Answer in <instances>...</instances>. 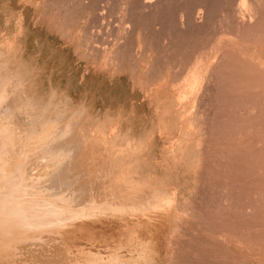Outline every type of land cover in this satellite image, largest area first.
Segmentation results:
<instances>
[{"label":"rangeland","instance_id":"374dc122","mask_svg":"<svg viewBox=\"0 0 264 264\" xmlns=\"http://www.w3.org/2000/svg\"><path fill=\"white\" fill-rule=\"evenodd\" d=\"M241 1L0 0V65L32 96L11 120V96L1 103V150L25 157L40 178L27 193H42L29 199L58 216L40 230L8 225L18 235L0 233V264H264V0ZM45 113L37 146L20 125ZM74 119L128 153L135 183L119 200L73 209L45 190L51 159H64L51 144Z\"/></svg>","mask_w":264,"mask_h":264},{"label":"bare ground","instance_id":"6f19581e","mask_svg":"<svg viewBox=\"0 0 264 264\" xmlns=\"http://www.w3.org/2000/svg\"><path fill=\"white\" fill-rule=\"evenodd\" d=\"M245 1V0H242ZM241 1V3H242ZM251 3H255V0H249ZM248 1V2H249ZM249 2V3H250ZM148 3V2H147ZM146 3V4H147ZM152 3V2H151ZM240 3V2H239ZM247 3V2H245ZM245 3L238 5V7H236L238 10V12L241 13V11L244 9ZM150 4V2L148 3ZM237 4V2L235 3ZM221 6V5H220ZM247 6H250L249 4H247ZM245 9H247V11L249 12L247 7ZM234 10V12H235ZM200 11V9H199ZM202 11V10H201ZM237 12V11H236ZM243 12V11H242ZM246 12V11H245ZM197 13V12H196ZM201 13V12H200ZM247 14V13H246ZM235 15V13H234ZM237 15V14H236ZM244 15V14H243ZM232 16V15H231ZM239 16V14H238ZM195 17V16H194ZM237 18V17H236ZM240 18V17H239ZM188 19V18H187ZM194 19V18H193ZM242 20H244L242 18ZM239 22V21H238ZM131 23V22H130ZM234 23V22H233ZM237 24V23H236ZM205 28V26H204ZM229 28V27H228ZM232 29V28H231ZM216 32V31H215ZM231 34V32H230ZM254 34V33H253ZM257 34V33H256ZM254 36V35H253ZM250 37V36H249ZM245 38V37H244ZM241 39V38H240ZM239 39V40H240ZM255 42V41H254ZM263 43V42H262ZM205 45V44H204ZM207 46V45H206ZM215 46V45H214ZM208 47V46H207ZM211 51V50H210ZM204 52V51H203ZM220 53V52H219ZM193 54V53H192ZM203 54V53H202ZM248 55V54H247ZM202 57V56H201ZM196 58V57H195ZM205 59V57H204ZM196 60H198L197 62L199 63L201 60V58H197ZM195 60V61H196ZM4 63V62H3ZM197 63V64H198ZM7 64V63H6ZM2 65V66H1ZM0 65V106L1 103H3L5 98H9V96H11V111L9 112H5L3 119H10L13 118V115L17 112H22L23 110L25 111L27 108V106L31 105V99L32 96L31 94L28 96L29 92H26L23 89L24 84L22 85V82H19V76L17 77L16 73H13L12 71H7V69L5 68L6 65L1 64ZM193 65V64H192ZM196 67V66H195ZM201 67V66H200ZM4 69L6 70V72L4 71ZM195 69V68H194ZM199 69V67H198ZM193 70V69H192ZM5 73H3V72ZM15 71V70H14ZM197 71V69H196ZM199 71V70H198ZM197 71V73H198ZM205 71V70H204ZM200 72V71H199ZM202 73V72H201ZM189 74V73H188ZM193 74V73H192ZM199 74V73H198ZM198 74H194V76H191L190 79L192 80V82L197 83V84H201L203 82V75L198 76ZM174 75V74H173ZM201 77V78H200ZM189 79V78H188ZM203 79V80H202ZM189 81V80H188ZM21 83V84H20ZM184 84V83H183ZM191 84V83H190ZM196 84V85H197ZM198 85V86H199ZM195 86V85H194ZM197 88V86H196ZM6 100V99H5ZM5 103V102H4ZM48 105V104H47ZM31 107V106H30ZM203 108V107H202ZM8 109V110H10ZM56 109V108H55ZM59 109V108H58ZM31 110V109H30ZM29 110V111H30ZM83 110V109H81ZM27 112V111H26ZM23 113V112H22ZM31 113V112H30ZM56 113V111H55ZM197 113V112H196ZM43 114V113H42ZM199 114V113H198ZM17 115V114H16ZM27 115V114H26ZM57 115V113H56ZM59 115V114H58ZM63 115V114H62ZM78 115V114H77ZM81 115V114H80ZM47 116V113L44 114V116L39 115L38 118H36L37 120L33 119V117H31L30 119V123L21 126L20 128L22 129V133H24L29 140V137L31 138V143H36L37 146L42 144L43 141H45L46 137L48 136V134L45 133V131L41 132V133H36L37 129H36V124H42L45 122V118ZM67 116V115H66ZM69 116V115H68ZM74 116V115H73ZM72 116V117H73ZM79 116V115H78ZM2 117V116H0ZM49 117V116H48ZM61 117V116H60ZM71 117V116H70ZM69 117V118H70ZM71 117V118H72ZM49 118H53V117H49ZM48 118V119H49ZM57 118V117H56ZM77 118V117H76ZM66 119V118H64ZM80 119V118H79ZM82 119V118H81ZM80 119V120H81ZM89 119V118H88ZM62 120V119H61ZM61 120L59 122H61ZM86 119H84L83 121H85ZM53 121V120H51ZM57 121V122H58ZM67 121V120H66ZM65 121V123L67 124V122ZM73 121V122H72ZM90 122L88 123L87 121V125L82 126L83 123L82 121H77V120H70V122H68V124L70 123V131L68 134L63 135L64 133H66L64 131V133L62 135H59L57 138H55L56 140H54V136H53V147L51 144V149H50V153L49 154H54L57 155L59 153H63L64 154V159H58L60 161H58L54 156L53 158L56 160L55 164L53 162V158L51 159L53 162L52 165H50V163L48 164L49 166H54L52 169H48L45 173H43L44 175H47V179L44 182L45 184V190H49L50 194L49 195H53L55 196V194H59L58 192L64 193L67 196V201L70 204L71 208L75 209V207H79L80 206H88L86 203L88 202H97V204L100 203H104L106 201H113V200H119V194L122 195V191L124 190V188L128 185H133L135 183V180L133 179V175L130 174V170L131 168L129 167L130 165V161L127 157V154L124 149L123 150H115V152L113 151V148H115V146H117L116 144V140L113 138H111L109 135H106L105 133L101 132V128L97 127L95 124L89 120ZM59 122L57 123V125L59 124ZM3 124V123H2ZM9 124V123H7ZM17 124V123H16ZM15 124V125H16ZM47 124V123H46ZM55 124V123H54ZM65 126H68L66 125ZM85 124V122H84ZM1 125V123H0ZM13 125V124H11ZM64 125V124H63ZM94 125V131L93 129L90 130V127ZM3 126V125H1ZM0 126V195L3 193V184L6 181L7 177L10 175H14L15 176V180L14 182H12L11 184H9V188H7V193L5 194V196L3 198H0V233H14L15 231H8L7 226L11 225L12 227H16V225L18 224H25L29 227H32V230L34 229H42V228H47L50 227L52 224H56L57 223V219L55 216L52 214H50L46 209V205L44 206H39L36 204L35 202V198L34 199H29L28 195L31 194L32 192L30 190L31 193H27L26 190V186L28 187V185L32 184L34 182V180H39L40 178L34 179V176H28V174H26L24 172L23 169V162L25 160L24 156H13V157H7V155H5L4 151L1 150L2 144H5L6 140L2 139V134H3V128H1ZM8 126V125H7ZM14 126V125H13ZM44 126V125H43ZM42 126V127H43ZM54 127H57L56 125H53ZM39 127V126H37ZM52 127V126H51ZM53 127V128H54ZM59 128L62 127L61 125L58 126ZM69 127V126H68ZM69 127V128H70ZM10 128V127H9ZM18 128V129H20ZM65 128V127H64ZM68 128V129H69ZM6 129V128H5ZM11 129V128H10ZM16 128H14L15 130ZM17 129V130H18ZM42 129V128H41ZM40 129V130H41ZM44 129V128H43ZM57 128H54V131ZM100 129V130H99ZM15 130V131H17ZM48 130V129H47ZM53 130V129H52ZM58 130V129H57ZM109 130V129H108ZM61 131V130H60ZM12 132V130H11ZM20 132V130L16 133L18 134ZM39 132V131H38ZM47 132V131H46ZM49 132V131H48ZM108 132V131H107ZM9 133V132H8ZM7 133V134H8ZM51 133V132H50ZM62 133V132H61ZM6 134V135H7ZM21 134V133H20ZM10 135V134H9ZM15 135V134H14ZM52 135V134H51ZM143 135V134H142ZM23 136V134H22ZM37 136H39L38 138H36ZM24 137V136H23ZM5 138V137H4ZM12 138V136H11ZM14 138V137H13ZM12 139H8V140H13ZM16 138V137H15ZM22 138V137H21ZM7 139V137H6ZM18 139V137L16 138ZM25 139V138H24ZM186 139V138H185ZM50 140V137H49ZM20 141V140H19ZM22 141V140H21ZM27 141V140H25ZM47 141V139H46ZM45 141V142H46ZM8 142V141H7ZM14 142V140L12 141ZM25 143V142H23ZM50 143L49 141L46 143L48 144ZM10 143L8 142L9 145ZM17 144V142L15 143ZM13 143V145H15ZM44 144V142H43ZM123 144V143H122ZM11 146V145H10ZM30 147V146H29ZM28 147V149H29ZM35 147V146H34ZM41 147V146H40ZM45 147V146H44ZM15 148V147H14ZM13 148V149H14ZM21 148V147H19ZM24 148V147H22ZM33 148V147H32ZM38 148V147H37ZM46 148V147H45ZM50 148V147H49ZM27 149V148H26ZM25 149V150H26ZM48 149V148H47ZM30 150V149H29ZM33 150V149H32ZM42 150H40L41 152ZM9 152V151H7ZM11 152V151H10ZM9 152V153H10ZM14 152V151H13ZM43 152V151H42ZM124 152L126 153V155L124 154ZM39 153V152H38ZM46 153V152H45ZM44 153V154H45ZM25 154V153H24ZM34 154V153H33ZM28 155V154H27ZM43 155V154H42ZM12 156V155H11ZM45 156V155H44ZM62 156V155H61ZM60 156V157H61ZM43 157V156H42ZM41 157V159H42ZM47 157V156H46ZM58 157V156H57ZM44 158V157H43ZM37 159V158H36ZM40 159V161H41ZM47 161L49 160V158L46 159ZM45 160V161H46ZM58 161V162H57ZM37 162V161H35ZM134 162V161H133ZM194 163V162H193ZM54 164V165H53ZM140 164V163H139ZM195 164V163H194ZM34 165V164H33ZM35 166V165H34ZM42 166V165H40ZM38 167V165H37ZM34 168V167H33ZM41 168V167H40ZM50 168V167H49ZM145 168V165H144ZM44 169V168H43ZM39 170V169H38ZM37 170V174H39ZM45 171V170H43ZM30 172V171H29ZM19 173V176L17 175ZM34 174V173H32ZM36 175V174H34ZM145 175V174H144ZM42 176V175H41ZM110 178V179H109ZM14 179V178H13ZM108 181L106 184H104V181L106 180ZM131 185V186H132ZM108 186V187H107ZM134 186V185H133ZM37 187V186H36ZM101 187V189H100ZM130 187V186H129ZM99 188V189H98ZM29 190V188H27ZM39 189V186H38ZM37 190V188H36ZM100 190V191H99ZM37 192V191H36ZM40 192V189H39ZM38 192V193H39ZM54 194H53V193ZM34 193V192H33ZM46 192L44 191V194ZM49 193V192H48ZM42 193L40 194H36L37 196L42 198ZM131 194V193H130ZM35 195V193H34ZM35 195V196H36ZM63 195V194H60ZM127 195V194H126ZM45 196V195H44ZM43 196V197H44ZM124 196V195H122ZM128 196V195H127ZM132 196V195H131ZM52 197V196H50ZM126 197V196H125ZM39 198V199H41ZM47 198V197H46ZM57 198V197H56ZM38 199V200H39ZM50 199V200H49ZM49 202H53V198L51 200V198H49ZM63 199V198H62ZM43 200V199H42ZM55 200V199H54ZM66 200V199H65ZM63 201V200H62ZM43 202V201H42ZM61 202V201H60ZM63 203V202H61ZM51 204V203H50ZM66 204V203H65ZM63 204V205H65ZM93 204V203H92ZM55 206V202L53 204ZM60 205V204H59ZM69 206V205H68ZM99 206V208H103V209H110V207H103ZM57 209L55 210L58 213H62L64 214V211L58 206L57 204ZM113 207V206H112ZM66 208V207H65ZM60 209V210H59ZM64 209V208H63ZM119 210L118 207L115 208V210ZM67 210V209H65ZM121 210V209H120ZM73 211V210H72ZM103 211V210H101ZM83 212V211H80ZM107 212V211H106ZM79 213V211H78ZM99 213V212H98ZM25 214H29V215H25ZM79 215V214H77ZM84 217L85 214H80L78 217ZM77 217V216H76ZM71 218V217H70ZM59 219V218H58ZM64 220V219H63ZM67 221V220H66ZM72 221V220H71ZM154 221V220H153ZM156 221V220H155ZM86 224L88 223H83L81 225H79V229H83L85 230V226H87ZM91 224V223H90ZM75 225V223H74ZM22 226V225H21ZM60 226V225H59ZM92 226V225H91ZM26 227V226H25ZM9 228V227H8ZM18 228V227H16ZM23 228V227H22ZM74 226L70 225V224H66L64 226V229H73ZM77 228V227H76ZM75 228V229H76ZM88 228V227H87ZM171 228V227H170ZM19 229V228H18ZM92 229V228H91ZM27 230V229H26ZM56 230V229H55ZM60 231H62L60 228L58 229ZM94 230V229H93ZM168 230V229H167ZM170 230V229H169ZM19 231V230H17ZM23 231V230H22ZM21 231V232H22ZM42 231V230H41ZM20 232V233H21ZM25 232V231H24ZM50 232V231H49ZM59 232V231H58ZM75 232V231H74ZM88 232V231H87ZM86 232V233H87ZM19 233V234H20ZM36 233V232H35ZM39 233V232H38ZM57 233V232H56ZM84 233V232H83ZM15 234L18 235V233L15 232ZM29 234V233H28ZM27 234V235H28ZM44 234V233H43ZM76 234V233H75ZM147 234V233H146ZM175 234V233H174ZM6 235V234H5ZM27 235H24L25 237H29ZM69 235V234H68ZM173 235V234H172ZM24 237V238H25ZM33 237V236H32ZM66 237V236H65ZM86 237L88 238V236L86 235ZM31 238V237H30ZM3 239V238H2ZM29 239V238H28ZM60 239V238H59ZM23 240V239H22ZM26 240V238H25ZM1 241V240H0ZM173 241V240H172ZM30 244V243H29ZM1 245V244H0ZM14 245V244H13ZM9 246V245H8ZM7 246V247H8ZM37 246V244H36ZM5 248V247H4ZM41 248V247H40ZM43 248V246H42ZM41 248V249H42ZM54 248V247H53ZM11 249V247H10ZM49 249V248H45ZM52 250V248H50ZM62 249V248H61ZM179 249V248H178ZM1 250V249H0ZM5 250V249H4ZM9 251V250H8ZM40 251V250H39ZM48 251V250H47ZM46 251V252H47ZM2 252V251H1ZM0 252V254H2ZM34 252V251H33ZM53 252V250L51 251ZM50 252V254H51ZM57 252V251H56ZM44 253V251H43ZM59 253V252H58ZM169 253V252H168ZM37 254V253H36ZM40 254V252H39ZM38 255V254H37ZM48 255V254H46ZM32 256V255H31ZM39 256V255H38ZM38 256H36L38 259H40ZM34 257V256H33ZM42 258V257H41ZM47 258V256H46ZM35 259V258H34ZM52 259V258H51ZM56 259V258H55ZM54 259V260H55ZM60 259V258H59ZM62 259V258H61ZM37 260V259H36ZM44 260V259H43ZM66 260V259H65ZM53 261V260H52ZM71 261V260H70ZM47 262H49L47 260ZM58 262V261H57ZM42 263V262H41ZM53 263V262H52ZM56 263V262H55ZM47 264V263H46Z\"/></svg>","mask_w":264,"mask_h":264}]
</instances>
